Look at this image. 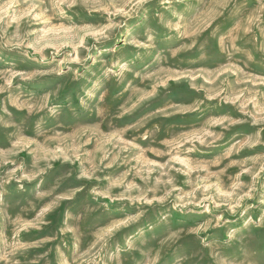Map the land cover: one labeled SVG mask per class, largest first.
Segmentation results:
<instances>
[{"label":"rangeland","instance_id":"1","mask_svg":"<svg viewBox=\"0 0 264 264\" xmlns=\"http://www.w3.org/2000/svg\"><path fill=\"white\" fill-rule=\"evenodd\" d=\"M0 264H264V0H0Z\"/></svg>","mask_w":264,"mask_h":264}]
</instances>
